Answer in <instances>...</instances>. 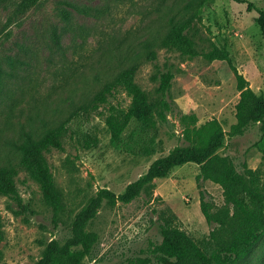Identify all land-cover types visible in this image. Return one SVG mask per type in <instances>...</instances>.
I'll return each instance as SVG.
<instances>
[{
    "label": "rangeland",
    "instance_id": "rangeland-1",
    "mask_svg": "<svg viewBox=\"0 0 264 264\" xmlns=\"http://www.w3.org/2000/svg\"><path fill=\"white\" fill-rule=\"evenodd\" d=\"M196 1L37 0L28 6L23 0L0 1V163L16 169L17 187L16 194H0V264H36L50 240L63 244L70 238L73 218L100 188L122 193L156 160L186 144L183 114H196L197 125L206 114L215 116L226 133L218 153L241 172L253 170L264 187V157L256 146L260 124L253 122L232 133L240 91L228 61L188 57L159 45L170 17L187 19L188 3ZM254 14L245 3L208 0L202 20L194 21L189 33L200 52L226 47L249 86L264 95V36ZM147 43H153L154 60L147 57ZM132 60L137 65L136 81L150 100L164 98L170 106L165 118L158 119L151 155L111 144L105 117L111 105H128L125 92L92 108L103 83ZM166 71L174 77L161 96L159 80L153 76ZM83 107L89 110L87 117ZM77 112L80 115H74ZM70 118L62 148L45 153L63 199L62 209L55 212L21 166L10 141L19 136L21 126L41 130L44 123L58 126ZM86 131L97 135L96 143H82ZM153 183L129 202H102L87 225L97 233V241L82 264H123L153 257L166 221L198 242L209 237L214 225L202 213L201 202L212 211L227 205L218 183L200 176L194 163L178 166ZM237 264H264V237Z\"/></svg>",
    "mask_w": 264,
    "mask_h": 264
},
{
    "label": "trees",
    "instance_id": "trees-1",
    "mask_svg": "<svg viewBox=\"0 0 264 264\" xmlns=\"http://www.w3.org/2000/svg\"><path fill=\"white\" fill-rule=\"evenodd\" d=\"M2 1V0H0ZM37 0H23V5L35 4ZM208 0L189 2L188 18L176 20L170 17V26L163 32L159 45L166 49L176 50L182 55L194 57L204 55L209 60L225 59L234 70L238 80L239 99L235 104L236 123L232 133L243 130L250 123L260 124L261 136L256 143L264 157V95L258 94L250 86L247 79L233 65L226 47L214 46L200 52L194 38L189 33L194 21H201V12ZM245 3L248 11H255L253 19L264 36V3L258 5L252 0H234ZM153 43L145 44L147 57L156 59ZM134 60L128 62L110 80H106L102 89L95 95L92 108L109 101V96L125 92L130 97L126 107L111 105L105 117L110 133L111 144L117 149L128 152L151 155L155 152L159 133L158 119L165 118V111L170 109L169 103L160 98L152 102L147 92L136 81L137 65ZM174 74L171 71L161 72L153 78L159 80L161 96L169 90ZM83 116L89 110L83 107ZM79 113H75L74 115ZM73 115V116H74ZM80 115V114H79ZM186 124L184 145H176L163 158L156 160L148 171L129 183L122 193L116 194L107 188H100L97 195L75 215L72 221V234L65 243L50 240L36 264H82L90 254L97 233L87 229L88 223L96 215L104 200L113 204L117 200L129 202L140 191L153 185L159 177L169 175L176 167L186 163L199 166V175L218 183L227 202L222 209L212 211L207 202H201V210L206 220L213 224L208 238L196 241L186 231L164 222L161 226L162 239L153 249V257L146 256L129 260L123 264H237L264 237V187L260 186L253 170L241 172L231 159L218 153L224 145L225 131L220 121L212 114H206L205 121L197 125V116L187 113L181 116ZM71 118L61 125H48L37 129L35 126L19 129V136L10 142L20 154V164L39 184L46 203L55 212L62 209V194L56 186L50 165L45 153L51 148H62V134ZM82 143L90 146L97 142L95 133L86 131L82 135ZM1 161V157H0ZM16 169L0 163V194L17 193L15 182ZM0 221V240L2 239Z\"/></svg>",
    "mask_w": 264,
    "mask_h": 264
}]
</instances>
